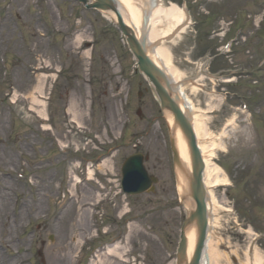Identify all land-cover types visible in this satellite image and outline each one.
Masks as SVG:
<instances>
[{"label":"rangeland","instance_id":"1","mask_svg":"<svg viewBox=\"0 0 264 264\" xmlns=\"http://www.w3.org/2000/svg\"><path fill=\"white\" fill-rule=\"evenodd\" d=\"M182 1L192 26L163 46L208 133L200 143L214 144L209 162L228 181L212 190L219 207L212 242L220 264H241L254 251L264 259V64L256 68L264 57V0ZM237 21L243 38L230 56L201 68ZM225 67L247 72L227 84ZM134 71L120 33L99 13L64 0H0V193L4 179L9 216L0 225V244L13 264H173L185 208L163 113ZM202 73L215 80L204 78L197 90L188 86ZM42 76L46 120L31 110L42 100L35 90ZM212 90L229 95L220 102ZM211 104L217 109L208 113ZM136 153L158 182L151 192L126 197L117 187L120 169ZM30 204L35 209L25 207ZM82 236L93 238H85L79 253ZM114 244L123 261L107 262L98 252Z\"/></svg>","mask_w":264,"mask_h":264},{"label":"bare ground","instance_id":"2","mask_svg":"<svg viewBox=\"0 0 264 264\" xmlns=\"http://www.w3.org/2000/svg\"><path fill=\"white\" fill-rule=\"evenodd\" d=\"M109 1H112V3L115 5H113V9L105 11L103 13L104 16L113 23H115L116 18L119 17L122 25L131 30V32L134 34L135 41L142 43V53L144 54V57H147L154 66L164 72L166 76L172 81L173 85L178 86L175 89L178 90L177 94L180 97V109L183 111L185 110V113L190 114L192 130L196 136V144L204 164L203 185L204 191L206 192V208L208 215L206 244L200 264H220L221 255L216 251V242H212V231L216 229V223L214 219H212V215L217 214V210L219 209L212 190L216 187H219V185L221 186L227 183L228 181L222 176V169L209 162L210 158L213 156L212 150L214 149V144L203 145L200 143L203 138L208 136V133L205 131L204 126L202 127V124L198 118L199 115H197L195 108L190 104L191 102H189V100L186 98V101L183 99L184 92L183 86L180 83V73L171 64V55L163 46L164 41H168L169 43L174 42L185 33L187 25L189 24V18L185 11L180 9L179 6L174 4L167 5L164 3V0ZM81 40L82 39H79V41ZM195 84H198V82ZM45 87V77L39 78L35 89L37 94L42 96ZM192 88L195 89L194 86ZM211 100L214 101V99ZM216 109L217 106L211 104L208 113H213ZM31 110L36 113L39 118L46 120V104L36 99V101L34 100V107H32ZM164 118L170 130L171 138L174 140L175 150L177 152V161L179 162L180 166V169H176L175 171L177 193L182 199V205L186 209L187 215H189L195 209V204L189 196L191 193L192 183L189 146L180 129L174 123L172 115L169 112H164ZM201 134H203L202 138H200ZM225 137L226 134L224 135V138ZM220 150L224 152L223 149ZM102 167H106V164H103ZM72 179L74 182H76L77 178L75 179L73 177ZM2 185L4 187H1L0 193V225L9 222V216L5 209L6 202L8 201V193L5 189L7 187V183L4 181V179ZM25 207L35 209V205L31 204L25 205ZM21 219L22 216L20 215L18 221L20 222ZM79 221L81 222V220ZM16 227L17 224L15 222H13V224L11 223V225H8L6 240ZM184 235L186 240V259L184 264H188L193 256L197 241V228L195 223L185 229ZM83 239L84 238L82 236L81 241L76 242L77 250L81 244H83ZM1 250L2 245L0 244V264H13L12 262L15 260V257L6 256ZM106 257L109 259L113 258L115 260L117 259L119 261H123V253L120 250L119 245L107 248V253L105 254L104 260H107ZM263 262V257L257 251H254L253 253H246L244 255V261L241 264H262ZM108 263L110 264V262Z\"/></svg>","mask_w":264,"mask_h":264},{"label":"water","instance_id":"3","mask_svg":"<svg viewBox=\"0 0 264 264\" xmlns=\"http://www.w3.org/2000/svg\"><path fill=\"white\" fill-rule=\"evenodd\" d=\"M79 1L82 2L84 5H86V0H79ZM95 1L96 3L90 6L91 8H96L104 11L113 9L112 1L109 0H95ZM117 21L123 34L127 37L130 48L133 51L138 61V67L140 71L143 72L148 77L149 81L153 84L157 97L161 103L162 109L168 110L172 113L175 122L179 125L181 131L183 132L185 138L188 141V146L191 155V163H192L191 196L196 203V210L195 212L190 214V217L186 220L183 229L181 231V236H180L181 241L178 249V257H179V264H181V262L184 261L185 244H186L184 237V229L187 226L191 225L193 222H195L198 229V240H197L194 257L190 264H199L200 255L204 247V241L206 238V206L204 203V193L201 186L202 162L200 160L198 150L196 149L194 143V138L192 135L191 128L189 127L186 118L180 112L175 102L170 99L167 92L163 89L162 81L165 82V80L161 72L158 71L146 57H144V54L142 53V49L135 41L134 36L125 26L122 25V22L119 17L117 18ZM160 80H161V84L159 82ZM171 145L173 152V161L180 168L179 162L177 161V155L174 150L173 141H171ZM139 159H140L139 157L133 158L128 164L129 168H127V170L123 172L124 175H128V174L131 175L133 180H134V175L139 180L138 186H134L133 189L130 188L129 191H127L130 194L143 192L147 190L148 187L150 186V181H148L145 173L142 171L139 165V161H140ZM134 163L138 164L136 168L133 165Z\"/></svg>","mask_w":264,"mask_h":264}]
</instances>
